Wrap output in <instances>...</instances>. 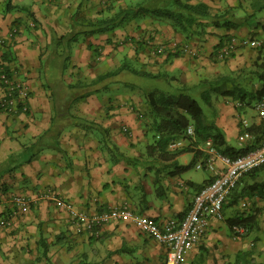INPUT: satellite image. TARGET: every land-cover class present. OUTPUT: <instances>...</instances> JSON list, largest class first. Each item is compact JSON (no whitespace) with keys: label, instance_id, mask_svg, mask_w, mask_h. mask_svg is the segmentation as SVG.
Instances as JSON below:
<instances>
[{"label":"crops","instance_id":"1","mask_svg":"<svg viewBox=\"0 0 264 264\" xmlns=\"http://www.w3.org/2000/svg\"><path fill=\"white\" fill-rule=\"evenodd\" d=\"M106 1L12 0L13 9L7 12V0H0V71L3 67L9 70L11 78L30 92L26 110L0 113V219L12 214L14 197L34 201L29 211L12 217L10 225L0 229V264H165L167 248L144 235L134 222L113 221L78 232L63 202L87 215L127 205L134 213L164 226L171 219L184 218L195 195L212 177L209 170L198 169L210 172L211 177L196 185L182 179L184 173L169 175L176 164H191L192 153L169 162L148 158L146 149L152 139L147 135L145 118L139 117L146 107L142 92L125 87L130 94L125 96L116 89L121 83L115 80L105 83V92L91 95L72 110L93 122L92 127H68L59 137L57 149L36 151L37 139L50 128L54 116L50 93L43 88L41 64L50 58L57 38L98 19L106 10L102 8L108 7H104ZM189 1L205 3L216 14L231 8L232 21L242 25L230 30L208 27L206 35L186 38L175 32L168 20L131 21L109 33L79 37L72 45L65 77L69 81L94 80L127 61L139 70L160 75L161 82L174 87L195 86L202 79L216 86L227 85L234 93L218 95L216 105L222 102L220 107L236 110V102H244L234 98L238 91L240 95L251 94L257 104L264 91V61L259 49L252 44L240 46L224 60L218 57V49L231 37L263 39L264 10L252 7L255 0ZM251 15H255L256 25L244 21ZM234 76L257 81L249 84L247 93L235 83L230 84L234 88L228 87ZM120 105L125 107L117 111ZM228 111L231 119L221 116L214 122L230 147L244 148L251 140L238 137L241 129L235 117L239 118V113ZM260 122L259 118L247 121L244 131L252 139L249 128ZM123 127L128 130L123 131ZM104 131L130 161L113 162L101 142ZM231 139L239 146L231 145ZM187 144L183 141L177 149ZM206 147L205 142L198 147L203 155ZM186 155H190V162L184 158L185 164L179 165ZM47 192L55 199L41 198ZM241 214L257 216L256 229L246 237L237 236L227 223ZM182 260V264H264V170L240 180L220 216L210 219L206 233Z\"/></svg>","mask_w":264,"mask_h":264},{"label":"trees","instance_id":"2","mask_svg":"<svg viewBox=\"0 0 264 264\" xmlns=\"http://www.w3.org/2000/svg\"><path fill=\"white\" fill-rule=\"evenodd\" d=\"M11 1L7 0L6 2L5 11L7 12L13 9ZM252 7L255 10H264V0H255ZM233 14L231 8L221 14H216L207 4L202 2L194 4L189 0H144L141 2L111 0V4L98 19L82 25L80 31L73 30L69 36L57 38L50 58L41 64L40 74L43 79V88L50 93L54 116L50 128L37 139L36 151L57 149V141L68 127H83L85 129L92 127L93 122L75 115L72 110L91 95L105 92L108 88L105 83L109 80H115L130 90L142 92L146 107L145 114L141 117L145 118L147 135H150L152 139V143L146 149L148 158L169 162L174 161L182 154H193L191 164L188 166L176 164L175 170L169 175L180 174L191 169L195 161L201 157H203L202 160H206V154L203 155L198 147L207 140L212 141V146L216 151L229 157L239 156L256 148L264 132L263 121L249 128L253 139L249 141L248 145L236 149L227 144L222 130L215 124L214 120L207 117L205 110L211 106L213 94L232 95L234 93V90L227 89V85L216 86L212 81L202 79L197 85L190 87H174L166 82L159 88L151 89L148 84L161 82V76L139 70L127 61L114 70L100 74L94 80L77 78L69 81L65 77L70 65L72 45L81 36L109 33L121 28L125 23L150 18L168 20L175 32L184 34L186 38H191L206 35L208 27L225 28L226 30L238 28L242 24L232 21ZM255 19V15H251L246 17L244 21L249 25H256L253 23ZM1 74H6L11 78L9 70L4 67L0 71V76ZM262 93L264 94V91ZM189 128H193V135H188ZM180 140L187 142V146L171 150L170 145ZM101 142L103 148L111 154L113 162L130 161L129 158L119 153L118 148L112 144L106 131L102 133ZM32 157L29 158L28 162ZM260 170H264V166L251 170L241 179L246 175L254 176ZM239 182H237V186ZM247 194L250 195V191ZM256 219L255 214H241L227 220V223L234 231L236 228H242L244 232L235 231V234L246 237L253 229H256L258 225Z\"/></svg>","mask_w":264,"mask_h":264},{"label":"built area","instance_id":"3","mask_svg":"<svg viewBox=\"0 0 264 264\" xmlns=\"http://www.w3.org/2000/svg\"><path fill=\"white\" fill-rule=\"evenodd\" d=\"M254 45L261 53L264 61V38L238 40L236 37L226 39L218 49V57L222 60L231 57L240 46ZM2 92L0 93V113L10 115L18 108L27 109L30 97L29 89L22 83L8 77L0 76ZM258 118L264 122V94L256 104ZM242 125L247 129L246 120ZM123 127V131H127ZM188 135H193V128H189ZM242 141H249L252 136L245 131L240 137ZM183 141H176L170 145L171 150H176ZM205 154L206 160H201L195 165L197 169H207L212 173L210 181L195 195L192 204L181 220L171 219L164 226H159L148 218L134 213L127 205L109 208L92 215L78 213L71 204L63 205L70 211L77 231H92L95 226L118 221H131L137 224L141 232L153 238L167 248L165 264H182L186 252L191 250L206 233L210 225V219L219 217L223 205L230 196L232 190L243 175L256 168L264 166V132L259 145L245 154L229 157L222 155L212 146V141L207 140ZM43 199H55L52 192L43 193ZM14 209L12 214L0 219V229L7 228L12 217L24 214L31 208L33 200L25 197L13 198ZM236 232H244L242 228H236Z\"/></svg>","mask_w":264,"mask_h":264},{"label":"rangeland","instance_id":"4","mask_svg":"<svg viewBox=\"0 0 264 264\" xmlns=\"http://www.w3.org/2000/svg\"><path fill=\"white\" fill-rule=\"evenodd\" d=\"M109 4H111V0H108L104 3V7H107ZM103 9H106V8H102ZM89 74V72H86ZM235 80H233L232 83H229L228 84V87H231V88H234L232 85L230 86V84H233L235 83V85H237L238 89L241 88L243 91H247V93H249L248 91H250V87H249V84H251V82H254V81H257L255 79L251 80V79H246V80H242V79H239L238 77L234 76L233 77ZM248 81H250L249 83H247ZM165 83L164 82H151V84L149 83L148 86H151V89H154V88H159L160 86H163ZM220 85V84H219ZM221 86V85H220ZM236 87V88H237ZM118 88L119 92L125 94V96H129V89L123 87L122 84H119L116 86V89ZM238 91V90H236ZM241 91H238L234 94V98L236 99H243V103H244V106H239V105H242L243 103H240V102H236V106L237 108H240V109H237V112L236 110H233L232 108L230 107H220V104H217L219 101H220V96H218L217 94H213L212 95V100H211V106L207 107L206 108V114H207V117H209L210 120H215L217 118H220L221 116H225L227 117V119H231V116H229L226 111L227 110H230V111H234V113H239V118L235 117V119L237 120V122L239 121V127L241 129V132L239 134L238 137H241L244 133H245V127L242 125V120H246L248 121L249 123H253L255 121L258 120V114H257V111L255 110V105H256V100L254 98H252L251 94H243L240 95ZM254 97V96H253ZM116 101V100H114ZM137 101V100H136ZM116 103V102H115ZM116 105H119L118 103ZM139 104H136V106L138 107ZM125 106L124 105H120L117 107V111H119L120 109H123ZM203 107H205L203 105ZM140 110L142 107H138ZM223 112V110H225ZM228 111V112H230ZM221 112H223L222 115ZM143 113V111H142ZM232 114V113H231ZM141 117V116H139ZM140 119V118H139ZM143 120V119H142ZM143 123H145V121H143ZM238 127V128H239ZM120 131H122L121 127H120ZM150 136V135H149ZM231 145L233 146H236L238 147V142L237 140L235 139H231ZM184 158H186L189 162H190V155H186L185 157L183 158H180V162H179V165H184ZM184 174L182 175V179H185V180H192L194 183H196V185H200V184H203L206 180H209L210 177H211V173L208 172V171H205V170H198V169H195V167L183 172Z\"/></svg>","mask_w":264,"mask_h":264}]
</instances>
